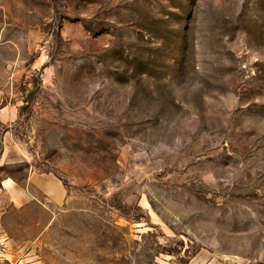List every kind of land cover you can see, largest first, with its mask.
<instances>
[{
    "label": "rangeland",
    "instance_id": "obj_1",
    "mask_svg": "<svg viewBox=\"0 0 264 264\" xmlns=\"http://www.w3.org/2000/svg\"><path fill=\"white\" fill-rule=\"evenodd\" d=\"M31 165L62 212L0 264H264V0H0V183Z\"/></svg>",
    "mask_w": 264,
    "mask_h": 264
},
{
    "label": "crops",
    "instance_id": "obj_2",
    "mask_svg": "<svg viewBox=\"0 0 264 264\" xmlns=\"http://www.w3.org/2000/svg\"><path fill=\"white\" fill-rule=\"evenodd\" d=\"M66 196V188L58 177L31 165L24 182L7 178L1 181L0 204L7 203L1 210V225L13 237L24 236L22 242L33 243L61 214Z\"/></svg>",
    "mask_w": 264,
    "mask_h": 264
}]
</instances>
